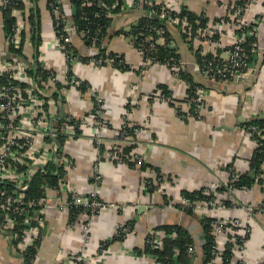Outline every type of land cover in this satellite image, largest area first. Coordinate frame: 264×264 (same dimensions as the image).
<instances>
[{
	"label": "crops",
	"instance_id": "0c3cea01",
	"mask_svg": "<svg viewBox=\"0 0 264 264\" xmlns=\"http://www.w3.org/2000/svg\"><path fill=\"white\" fill-rule=\"evenodd\" d=\"M47 1L36 0L33 3L39 11L40 22L38 61L43 68L52 70L57 81L63 84L66 62L55 42L53 17ZM61 1L69 15V0ZM156 1L186 6L193 13L212 21L222 16L233 0ZM139 12V9L127 5L114 15L108 34L102 41L106 52L123 55L128 69L111 65L95 67L78 62L71 71L78 79L89 84V91L82 92L69 85L68 88H61L56 97H50L54 101L50 109H55L59 117L82 118V123L76 129L80 132L68 131L71 137L67 136L64 141L65 153L73 161L65 171L67 181L81 195L96 191L100 199L110 203L111 208L87 223H84V214L87 215L84 212L72 223L69 211L55 206L60 192L48 188L45 196L51 205L44 210L45 225L33 264H56L72 260L76 254H81L82 264H160L154 256L136 254L134 249L144 246L150 231L154 229L164 233L157 228L171 224L182 226L191 235L194 241L191 264H203L204 236L200 218L216 216L238 218L241 226L250 228L242 250H234L233 246L231 264H264V215L253 214L249 217L241 205L264 202L262 184L255 183L248 193L237 190L232 194V199L241 206L207 208L200 205L204 208L199 210L196 207L197 210H194L191 207L194 215L184 209L181 196L183 191L192 192L200 187H208L216 191L221 200H230L225 195L223 197V190H217L229 181V166L241 174L247 172L254 143L245 134L243 126L252 119L264 118V55L254 62L245 77L228 81L207 79L196 69V48L201 45L199 48L203 47L208 52L217 48L207 42L186 41L177 27L169 26L167 41L180 54L177 63L179 69L203 87L204 105L199 117L191 116L189 105L183 101L187 96V82L164 63L144 66L142 54L129 38L122 33L115 34V31L128 30ZM258 29L260 40L264 42V12ZM29 38L27 35L24 55L26 62H33L36 47ZM72 44L81 55L88 56L99 51L98 46L89 44L77 34L72 36ZM7 48L0 8V62L10 61L25 66L26 70L27 63L23 59L11 57L7 60ZM217 51L222 56L224 51ZM49 83L54 85L51 78ZM161 85L171 91L173 99H176L175 106L152 95L160 91ZM90 90L101 99L107 121L102 150L94 142L95 123L92 125L85 121L92 107ZM44 93L51 95L48 89ZM128 103L131 108L128 121L138 125L140 132L132 139L122 140L120 128ZM178 108L187 116H180ZM132 142L136 146L129 153L124 151ZM132 153L137 154L143 162L138 164L132 160ZM94 162H97L99 169L97 179L93 174ZM148 179L156 184L153 191L145 188ZM128 222L132 223V230L123 239L113 238L116 227ZM85 224L89 228L87 239L83 232ZM104 241L109 244L102 248ZM229 241L234 242L233 239ZM10 244L6 237L0 235V264H24L18 249H11Z\"/></svg>",
	"mask_w": 264,
	"mask_h": 264
},
{
	"label": "built area",
	"instance_id": "2783aa9c",
	"mask_svg": "<svg viewBox=\"0 0 264 264\" xmlns=\"http://www.w3.org/2000/svg\"><path fill=\"white\" fill-rule=\"evenodd\" d=\"M9 3L10 0H0V6L2 7H6ZM82 4L87 6L90 3L88 0H83ZM47 5L53 17L52 22L55 42L64 54L66 62L67 69L66 75L63 77V84L77 87L81 80L74 75L71 77L68 76V72L71 71L74 64L81 62V60L78 56H68L67 46L71 44L74 34L79 35L83 40L90 38V35L88 31L83 29L79 30L78 26L74 23V10L71 4L69 15L65 12L64 3L61 0H48ZM127 5L139 9L140 11L133 24L137 22L141 16H158L164 20V23L168 25V27H177V30L186 37V41H196L200 44L202 42L213 44L217 49L211 52L206 51L203 47L199 48L201 45H198L196 48L198 54L202 58L201 63L196 61V69L207 79L228 81L245 77L254 62L261 60L264 55V42L260 40L258 29L263 16L260 7L264 5V0H233L227 5L223 15L217 19L212 21L208 20L202 25L200 21H196L197 27L194 31L192 30L193 24L181 13L184 8L189 9L186 6H179L169 2H158L156 0H125L124 7ZM156 5H160L161 10L159 12H156L154 8ZM257 8L258 10H256ZM12 15L15 20L12 25L11 33L6 35V44H13L15 47H19L21 44L22 32L28 29L29 26L25 25L27 24V20L24 18L26 15L22 11L15 9L12 11ZM152 30L153 32L144 29V32H148L145 36L144 32L141 31L139 33L142 37L140 39L141 43L135 46L143 56L144 66L155 63L159 64L155 57L152 56L153 54H151V52H153L152 49L157 44H167V37L164 35L162 29L154 27ZM139 35L128 37L133 45V41L138 39ZM252 37H255V41H248ZM97 40V37H92L91 44L96 45L95 42ZM102 41L103 39H101V43ZM145 42L150 49L144 45ZM246 45L249 46V50H246ZM168 46L171 47L170 42H168ZM217 50L224 51L222 56H220ZM96 55V53L88 55L86 63L95 67L104 65L113 66L111 58L106 57L102 59L101 56L100 58H96ZM207 55L210 57L208 58ZM250 56H252L251 60H249ZM122 61L125 62L124 59ZM164 64L168 65L171 71L178 76L177 72L180 70V67L175 62L171 65L169 63ZM17 65L18 64L10 61L0 62V76L3 73H7L11 79L3 86H0V183H6L13 187V190L9 192L3 187H0V235H3L10 241L11 249H18L21 256L20 258L24 262L23 255L25 250L33 246L35 241H41L42 229L45 225L44 210L51 205L46 196L36 201L27 199L25 193L29 186V181L37 169L42 168L50 160L56 161L58 164H63L65 171L72 166L73 161L71 157L65 153V145L61 153H59V155L57 154L59 146L56 138L59 133L66 135V137H71L68 131H75V125L67 122L64 123L59 130H56L54 124L59 116L55 109H52L53 111L50 109V105L52 107L54 106V101L50 100L51 96H48L47 93H44L43 90L38 88L34 79L28 76L25 66ZM50 78L54 82L57 81L55 73H52ZM12 80H16L17 84H13ZM18 82L26 84V87H22ZM186 85L189 89V84L186 83ZM89 89L87 91H89ZM193 93L195 97L187 96L185 102L189 105V109L193 108L191 111L189 110V115L194 116V113H197L199 116L200 109L204 105L202 99L203 87H194ZM152 95L156 96L159 100L167 102L173 99L172 93L166 96L161 91H158ZM90 97L92 100V107L87 112L85 121L92 125L95 123L93 138L96 146L99 148V145L102 144L103 133L107 130V121L104 110L102 109L101 99L93 90H90ZM130 110L131 108H127L123 116V123L120 128V137L122 140L128 138L132 139L133 137L128 134L127 128L133 129L134 135L140 132V127L138 125H132L128 121V112ZM180 116L186 117L187 113H180ZM24 117L25 119H23ZM71 118L75 120L82 119L79 117L66 116V119L70 120ZM244 129L245 134L253 141L255 149L258 146L255 136L263 137L261 135L262 132L254 125L244 127ZM131 156L133 158L132 160H136L138 164L142 162V159H140L137 154L132 153ZM252 156L253 153L251 158ZM20 167H24L25 169L19 171ZM247 171H249V167ZM98 172V164L94 162L93 174L96 179L99 177ZM229 174V181L225 184L223 189V197L225 195V197L230 199L228 200L229 202H227L225 198L221 200L217 196L216 191L208 187H200L199 190H201L204 195H211V197L208 200L193 202V209L200 205H204L208 208L242 205L249 217L253 214L264 215V202L258 205H251L249 203L240 205L238 201L232 199L231 196L235 191L242 190L248 193L252 187L236 188L233 186V181H235L240 173L234 168L229 167ZM159 179L160 178H157L156 180ZM256 180V183L262 182L264 186V161L260 165ZM258 180L261 181L258 182ZM48 188L49 187H46L45 189L47 190ZM54 191L57 193L59 191L61 195H59L60 199L55 203V206L64 208L69 212L73 207L82 206L89 212V214H85L86 221L84 223H87L97 214L111 208L110 203L100 199L96 191H90L87 195H81L70 185L65 176ZM182 202L186 206L191 205L188 198L182 197ZM81 215L82 212L77 214L76 218ZM76 218L74 220H76ZM211 218H214L212 222L214 241L211 250L212 258L209 264L216 263L220 260L219 255L222 248L230 239H233V243H235L234 250H242L245 239L250 233V228L248 226H241L238 218L225 219L217 216ZM74 220L71 222L73 223ZM262 228L264 230V225ZM83 232L87 239L89 228L86 224L83 225ZM129 232V226L119 225L116 227L115 234L125 237ZM165 235V232L162 233L152 230L148 234L146 242L152 248L159 249L162 247ZM13 241L17 243L14 247L12 246ZM188 252H194V247L192 245L188 247ZM77 261L83 262L81 254H76L72 260H66L56 264H76Z\"/></svg>",
	"mask_w": 264,
	"mask_h": 264
},
{
	"label": "trees",
	"instance_id": "16d2710c",
	"mask_svg": "<svg viewBox=\"0 0 264 264\" xmlns=\"http://www.w3.org/2000/svg\"><path fill=\"white\" fill-rule=\"evenodd\" d=\"M36 0H10V3L6 7H2V17H3V30L5 33V36L11 33L12 25L14 23L15 18L12 15L13 10H19L22 11L26 16L24 18L27 20L26 23L29 26L27 30H24L22 32L21 37V44L19 47H15L13 44L8 45V48L6 49L7 54V60L11 59V57H17L24 60L25 63H27L26 66V73L28 76H30L34 81L36 82V85L41 90L48 89L51 92V97H56L57 93L61 88L65 87L68 88L69 85H64L58 81L54 82V85L49 83L48 80L50 79V76L52 73H54L52 70L45 69L42 67L40 62L38 61V55H39V45L41 43V37L39 34V11L37 8L34 7L33 3ZM83 0H69L70 4L73 6V21L78 26L79 30L83 29L85 31H88L90 38H88L87 41L89 44L92 43V37H97L98 40L95 42V44L98 46L99 51L96 58L104 59L106 57L111 58L113 61V66L118 69H128L129 66L127 63L123 62L122 60L123 55H119L115 52H106L104 47L102 46L103 43H101V39H104L105 36L108 34V28L110 27L112 23L113 16L120 13L124 7V1L125 0H88L89 5L85 6L82 4ZM29 2V3H28ZM103 4V6H102ZM156 12H159L160 5L154 6ZM182 15H185L191 24H193L192 30L194 31L197 27L196 21H200L201 25L204 24L209 19L203 15H197L190 11L189 9L184 8L182 10ZM160 28L163 30L164 35L167 37L168 32V25L164 23V20L159 18L158 16H141L137 22L132 24L128 30H120L115 31V34L122 33L126 37L139 35L141 31L144 32L145 30H148L150 32H153L152 28ZM29 31V32H28ZM28 33V34H27ZM145 34H148V32H144ZM154 34V33H153ZM30 36V40L32 44L36 46V49L34 51L33 55V62H26L27 57L24 55V44L26 36ZM182 37L186 40V37L182 35ZM142 37L139 35L138 39L134 40V46H138L140 44V39ZM168 40V38H167ZM248 41L253 42L255 41V37L250 38ZM264 41V39H263ZM168 42L166 45H159L157 44L152 49L153 54L152 56L155 57L156 61L159 63H169L170 65L174 62L177 64L180 61V54L177 52L176 48H172L168 46ZM145 46H148L146 42L144 43ZM246 50H249V46H245ZM150 49V48H149ZM67 53L68 56L74 55L78 56L82 62H86L88 60V56L81 55L76 49L75 46H73L72 41L69 46H67ZM37 53V55H36ZM70 54V55H69ZM196 55V61L198 63L202 62V58L198 54V51L195 53ZM209 58L210 56L207 55ZM252 59V56L249 57V60ZM178 76H180L183 80H185L189 84V89L187 90V96L188 97H195V94L193 93V89L196 86H202L201 84L195 82L193 78L188 75L184 70H179L177 72ZM73 74L71 71L68 72V76H72ZM11 80L7 73H3L0 76V86H3L7 83V81ZM13 84H17L16 80H12ZM19 83V82H18ZM22 87H26V84L19 83ZM49 85V86H48ZM89 84L85 81H80V83L77 85V89H79L82 92H86L89 89ZM160 91L167 95H170L171 91L168 89L167 86L161 85ZM187 96L183 99H187ZM47 98V97H46ZM55 99V98H54ZM189 99V98H188ZM47 100V99H46ZM176 99H171L168 101V103L171 106H175ZM46 107V103H45ZM126 107L130 108L129 103L126 104ZM193 108L190 109V111ZM178 113H184L179 108L177 109ZM195 117H199L197 113H194ZM70 123L75 125V131L80 132V130H76L81 123V120H75L73 118L66 119V117H58L55 121V128L56 130H59L60 127L64 123ZM250 125L257 126L258 129L262 132L260 136H255V139L257 140V147L253 151V156L250 159L249 164V171L238 174V177L233 181V186L236 188H243V187H252L256 182V177L259 172L260 165L264 161V118H255L250 121H247L244 123L243 127H247ZM137 126V125H136ZM128 134L135 136L133 134V129L127 128ZM48 139V138H47ZM66 139V135L59 133L56 141L58 143V152L57 154L61 153L62 148L64 146V141ZM136 146L135 143H131L129 146H126L124 148V151H127L128 153ZM103 146L102 144L99 145V150H102ZM143 162V161H142ZM130 164L133 165L132 162ZM230 167V166H229ZM24 167H20L19 171L24 170ZM65 176V169L63 167V164H58V162L50 160L48 161L42 168H38L37 171L34 173V175L31 177V180L29 181V186L26 190V197L30 200H38L45 198L46 194V187L51 188L52 190L56 189L59 186V182L64 178ZM261 180H258L260 182ZM262 184V182L260 183ZM46 186V187H45ZM0 187H3L6 189V191H12L13 187L6 183H0ZM145 188L149 191H153L156 188V184L153 183V180L148 179L146 181ZM224 189V186L219 187L217 190L221 191ZM181 196L184 198H188L191 202V205L186 206L183 205L184 209L191 215H194L193 211L191 210V207L193 205V202L195 201H204L208 200L211 195L206 196L202 193L201 190H195V191H183L181 192ZM229 202L228 200H226ZM87 213L89 212L82 206L73 207L69 214H70V222L73 221L77 214L79 213ZM85 215V214H84ZM214 221V218L211 217H202L200 218V223L202 225V232L204 236V243L202 244V251H203V264H209L212 256H211V250L213 247V241L214 236L212 233V222ZM130 227V231L132 230V223L128 222L126 224ZM159 230L165 231L166 235L163 238V244L161 248H152L147 242L144 244L142 248H135L136 254H148L155 257L156 261L160 264H191V258L193 257L194 253L188 252V247L193 246L194 247V241L191 237V235L188 233L186 229H184L182 226L177 224H171V225H163L157 228ZM154 230V229H153ZM115 239H123L124 237L115 236L113 237ZM148 238V235L146 236ZM16 242H12V246H16ZM108 241H104L101 243V247H105L108 245ZM40 246V241H35L33 246L28 247L25 250V253L23 255L24 257V264H32L35 254L37 252V248ZM233 242L228 241L227 244L222 248V251L219 255L220 260L218 264H231V258H232V249H233ZM76 264H82V262L77 261ZM217 264V263H212Z\"/></svg>",
	"mask_w": 264,
	"mask_h": 264
},
{
	"label": "rangeland",
	"instance_id": "374dc122",
	"mask_svg": "<svg viewBox=\"0 0 264 264\" xmlns=\"http://www.w3.org/2000/svg\"><path fill=\"white\" fill-rule=\"evenodd\" d=\"M260 9H261L260 11L263 13V12H264V5H262V6L260 7ZM25 25H28V24H25ZM201 208H204V207H203V206H200V207L197 206V209L200 210ZM207 208H208V207H207ZM197 209H196V207L194 208V210H197ZM247 237H248V236H247ZM245 240H246V239H245Z\"/></svg>",
	"mask_w": 264,
	"mask_h": 264
},
{
	"label": "water",
	"instance_id": "95a60500",
	"mask_svg": "<svg viewBox=\"0 0 264 264\" xmlns=\"http://www.w3.org/2000/svg\"><path fill=\"white\" fill-rule=\"evenodd\" d=\"M36 47V46H35Z\"/></svg>",
	"mask_w": 264,
	"mask_h": 264
}]
</instances>
